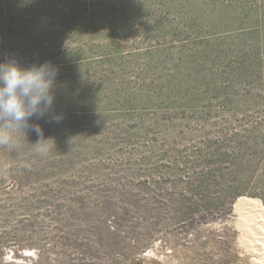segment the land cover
Returning a JSON list of instances; mask_svg holds the SVG:
<instances>
[{"label": "rangeland", "instance_id": "obj_1", "mask_svg": "<svg viewBox=\"0 0 264 264\" xmlns=\"http://www.w3.org/2000/svg\"><path fill=\"white\" fill-rule=\"evenodd\" d=\"M9 59L59 74L44 141L0 145V264L264 253L235 206H264V0H0Z\"/></svg>", "mask_w": 264, "mask_h": 264}, {"label": "clouds", "instance_id": "obj_2", "mask_svg": "<svg viewBox=\"0 0 264 264\" xmlns=\"http://www.w3.org/2000/svg\"><path fill=\"white\" fill-rule=\"evenodd\" d=\"M59 69L51 62L21 68L14 59L0 62V145L14 143L17 130L30 129L43 137L39 124L29 121L44 119L55 103V82ZM63 115L53 113L46 122L60 123ZM38 142V143H39Z\"/></svg>", "mask_w": 264, "mask_h": 264}, {"label": "bare ground", "instance_id": "obj_3", "mask_svg": "<svg viewBox=\"0 0 264 264\" xmlns=\"http://www.w3.org/2000/svg\"><path fill=\"white\" fill-rule=\"evenodd\" d=\"M236 206V209L237 211L239 212H242V213H252V216L253 214H256L258 215V217L256 218H260L261 221H263L264 223V206H262L259 202H256V201H252V200H239L237 202V204L235 205ZM241 214V213H240ZM251 215V214H250ZM251 216V218H252ZM242 217V216H241ZM252 220V219H251ZM250 220V221H251ZM260 222V221H259ZM247 223V222H246ZM262 224V223H261ZM244 225V224H243ZM246 225V224H245ZM249 225V224H248ZM252 225V224H251ZM251 227H254V226H251ZM261 229V228H260ZM263 233V232H262ZM248 234V233H247ZM246 234V235H247ZM264 234V233H263ZM262 237V236H260ZM253 239V237H252ZM256 239V238H255ZM254 241H258V240H254ZM252 242V241H250ZM255 243V242H254ZM251 244V243H250ZM249 245V244H248ZM260 246V250H264V236L263 238H259V243L257 244ZM254 246V245H253ZM252 247V246H251ZM255 247V246H254ZM258 247V246H257ZM256 247V248H257ZM250 250V249H249ZM248 251V250H247ZM251 251V250H250ZM254 252L256 255V257L254 258H250V262L249 264H264V253H257L255 251H252ZM251 252V253H252ZM258 256H260V258H258Z\"/></svg>", "mask_w": 264, "mask_h": 264}]
</instances>
